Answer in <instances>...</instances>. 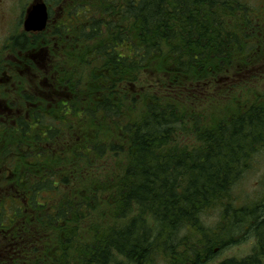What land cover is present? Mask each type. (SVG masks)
Returning <instances> with one entry per match:
<instances>
[{"label": "trees", "instance_id": "obj_1", "mask_svg": "<svg viewBox=\"0 0 264 264\" xmlns=\"http://www.w3.org/2000/svg\"><path fill=\"white\" fill-rule=\"evenodd\" d=\"M58 4L40 83L0 121V264H208L248 238L216 264H264V191L233 195L264 150V10Z\"/></svg>", "mask_w": 264, "mask_h": 264}, {"label": "rangeland", "instance_id": "obj_2", "mask_svg": "<svg viewBox=\"0 0 264 264\" xmlns=\"http://www.w3.org/2000/svg\"><path fill=\"white\" fill-rule=\"evenodd\" d=\"M37 0H3L0 3V40L9 28V23L17 18V14L22 11H26L30 5H32ZM247 1L254 7H258L261 10H264V0H244ZM23 54V53H22ZM24 56V55H23ZM23 56L18 54V65L17 69L12 73H9L7 69H5L6 65H0V95L3 92V89L7 88L9 85L8 93H11V84L19 85L23 82L28 81L29 88H32L40 83V76L33 72L35 68H33L32 75L25 71V60ZM22 57V58H21ZM29 56H27V60ZM74 65H71L70 69H76ZM28 77L29 80H28ZM27 78V79H26ZM3 81V82H2ZM257 87L260 89L264 86V77H259V80H256ZM256 84L253 86L256 88ZM30 85H33L32 87ZM5 93V95H8ZM9 100H12L9 97ZM264 191V150L260 152L259 155H256L252 160V165L243 173L241 179L237 182L233 189V195L235 196V200L237 205H241L245 202L252 201L258 199ZM207 225H215L217 222V216L214 212H211L209 216L205 217ZM237 236V235H235ZM254 245V238L245 239L243 242L238 244H232L226 246L224 249L220 250L219 253L214 257V259L208 264H216L217 262L233 257V258H242L248 255L252 251V247ZM1 259V258H0ZM6 262L9 263L7 259ZM116 264V263H113ZM156 264H165L163 261H158Z\"/></svg>", "mask_w": 264, "mask_h": 264}, {"label": "flooded vegetation", "instance_id": "obj_3", "mask_svg": "<svg viewBox=\"0 0 264 264\" xmlns=\"http://www.w3.org/2000/svg\"><path fill=\"white\" fill-rule=\"evenodd\" d=\"M1 2H3V0H0V3ZM36 2L45 4L47 20L42 30H29L25 27V20L32 5ZM36 2L30 5L26 11L17 14V18L9 23V28H7L5 36L0 40V65L5 64V69H7L9 73H12L13 69H17L19 53L22 56L24 55L25 71H27L29 76L32 75L31 70L33 71L34 65L38 66L41 71H45V69H43L46 66L44 59L47 57L48 53L46 46H44L45 43L43 38H45L51 29L55 28L61 6L58 4V0H55V5H53V2L50 0H37ZM34 36H37L41 41V45L38 47L34 46ZM27 56H29L28 60ZM29 78L30 77H28V80ZM25 83L26 86L23 91L28 92V81L26 80ZM9 86L3 89L4 93L0 95V121L6 125L9 123L14 124L11 119L14 114L9 107L17 104L18 94H20L19 87L13 83L11 84V93H8ZM19 86L23 85L20 84ZM5 93H8V95H5ZM9 97H11L12 100H9Z\"/></svg>", "mask_w": 264, "mask_h": 264}, {"label": "water", "instance_id": "obj_4", "mask_svg": "<svg viewBox=\"0 0 264 264\" xmlns=\"http://www.w3.org/2000/svg\"><path fill=\"white\" fill-rule=\"evenodd\" d=\"M47 20L46 6L42 2L32 5L26 20L25 27L29 30H42Z\"/></svg>", "mask_w": 264, "mask_h": 264}]
</instances>
